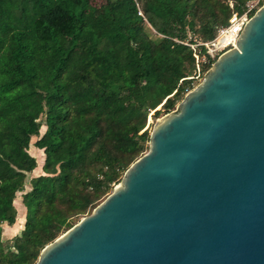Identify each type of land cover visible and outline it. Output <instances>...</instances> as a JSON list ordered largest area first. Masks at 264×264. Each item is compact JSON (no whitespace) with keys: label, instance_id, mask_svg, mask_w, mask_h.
<instances>
[{"label":"trees","instance_id":"16d2710c","mask_svg":"<svg viewBox=\"0 0 264 264\" xmlns=\"http://www.w3.org/2000/svg\"><path fill=\"white\" fill-rule=\"evenodd\" d=\"M249 1L0 0V237L38 167L33 137L45 154L0 264H36L113 193L150 149V113L173 111L198 66L203 80L216 60L201 44Z\"/></svg>","mask_w":264,"mask_h":264},{"label":"water","instance_id":"95a60500","mask_svg":"<svg viewBox=\"0 0 264 264\" xmlns=\"http://www.w3.org/2000/svg\"><path fill=\"white\" fill-rule=\"evenodd\" d=\"M149 145L36 264H264V3Z\"/></svg>","mask_w":264,"mask_h":264},{"label":"built area","instance_id":"2783aa9c","mask_svg":"<svg viewBox=\"0 0 264 264\" xmlns=\"http://www.w3.org/2000/svg\"><path fill=\"white\" fill-rule=\"evenodd\" d=\"M263 3L264 0H250L246 4L242 13L234 12L230 17L228 24L219 28L218 35L212 42L201 44L206 47L207 53L210 55V59L217 60L223 53L236 46V42L240 37L242 31L244 30L245 25L254 15L253 13L260 9ZM231 7H233V4H231ZM193 49L195 50V47H193ZM195 57L198 61V55L195 54ZM197 68V78L199 79L201 78V70L199 66ZM207 72L205 73V75L207 74Z\"/></svg>","mask_w":264,"mask_h":264},{"label":"rangeland","instance_id":"374dc122","mask_svg":"<svg viewBox=\"0 0 264 264\" xmlns=\"http://www.w3.org/2000/svg\"><path fill=\"white\" fill-rule=\"evenodd\" d=\"M95 2H96L97 4H100V3H103L104 0H95ZM253 14H255V12H254ZM190 35H191V34H190ZM191 38H192V35H191ZM210 68H212V66H211ZM197 77H198V71L196 72V76H195V80H194V81H195V83H194L195 88L198 87V85H200V83L203 81V80H201V78L198 79ZM203 79H204V78H203ZM195 88H194V89H195ZM194 89H193V90H194ZM188 93H189V92H188ZM176 110H177V107H176L173 111H171V112H174V111H176ZM171 112H170V113H171ZM153 114H154V112H151V113H150V116H151L152 118H151V120H150V116H149V118H148V122H147V126H146V129H145V131H146L148 134H150V135H151V133H152V131H153V127H154V125L156 124V119H162L165 115H167L166 112H164L163 110H161V114H160L158 117H154ZM168 114H169V113H168ZM41 120L43 121V120H44V117H42ZM45 131H46V127L43 126L42 129L40 130V136H42V135L45 133ZM38 139H39V137H33V138H32V143H31V145H30V149H29V153H30L33 157H35L36 160L38 161V167L33 171L32 174H28V175H27L26 184H25V190H24L23 192H19V193L16 195L17 198H16V200H15V205H16V208H17V220H16V223H15V225H14V229L18 230L17 232H19L20 230H22L23 227H24L23 224H22L23 226H21V227L16 226L18 222H21V220H19V218L21 217V213L23 212V214L25 215V213H26V211H27L26 207H25L24 204H23V195L31 190L30 180L33 178V176H40V175L43 174V172H42V164H43V160H44V158H45V154H44V151H43V150H40V149H38V148H36V147L34 146V143H35ZM148 152H149V150H147V151L145 152V154H147ZM145 154H144V155H145ZM118 183H119V182H117V183L114 185V188H115V186H116ZM111 194H112V192H111L109 195H111ZM23 221H24L23 223L25 224V220H23ZM21 232H22V231H21ZM21 232L15 234L14 236L20 235ZM13 239H14V237L11 238V239H9V240H4V239H3V234H2L1 237H0V241H2V242H1V243H2V244H1L2 249H4L5 251L10 250V249H11L12 251H14L15 249L13 248V242H14Z\"/></svg>","mask_w":264,"mask_h":264},{"label":"crops","instance_id":"0c3cea01","mask_svg":"<svg viewBox=\"0 0 264 264\" xmlns=\"http://www.w3.org/2000/svg\"><path fill=\"white\" fill-rule=\"evenodd\" d=\"M44 161H45V158L43 160V164H42V168H43V165H44ZM25 220H26V213H25ZM15 225V224H14ZM14 225L13 226H10L8 225L7 223L3 224L2 226V234H3V239L4 240H9L13 237H15L14 235L23 231L24 227L22 230H20L19 232H17L18 230L14 229ZM25 225V224H24ZM7 227L9 229H7Z\"/></svg>","mask_w":264,"mask_h":264},{"label":"bare ground","instance_id":"6f19581e","mask_svg":"<svg viewBox=\"0 0 264 264\" xmlns=\"http://www.w3.org/2000/svg\"><path fill=\"white\" fill-rule=\"evenodd\" d=\"M19 220H21V222H18L16 226L21 227V226L24 225V223H23L24 221L23 220H25V215L23 214V212L21 213V217L19 218ZM7 229H9V228L7 227Z\"/></svg>","mask_w":264,"mask_h":264}]
</instances>
